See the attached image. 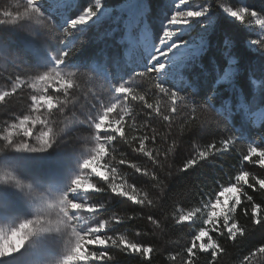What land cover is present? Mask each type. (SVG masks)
<instances>
[{
  "label": "rangeland",
  "instance_id": "1",
  "mask_svg": "<svg viewBox=\"0 0 264 264\" xmlns=\"http://www.w3.org/2000/svg\"><path fill=\"white\" fill-rule=\"evenodd\" d=\"M124 1L115 6H107L101 0L104 7L91 20L86 24L77 25L73 29L72 35L68 36L66 40L63 38L60 40L58 33H62L64 28L61 20L68 22V19L72 17L70 10L75 8L77 0H69L63 7H61L63 0H53L51 5L36 0L44 16H29L15 23H12V17L5 18L3 12L7 10L12 12L13 16L17 11L23 13L27 0H0V20L7 21L0 23V69L3 79V82L0 83V92H11L15 87V93L21 92L16 98L24 97V101L21 103L23 107L16 109V112L9 111V109L1 111L4 131L0 133V235L8 234L25 220L36 219L41 215V208L46 203L57 200L65 193L70 200H74L76 203L90 201L92 204H104L103 209L92 212L87 209L68 208L69 215L74 217L72 223L79 231L94 227L100 221L109 220L115 215L109 208L115 193L92 190L69 192L73 179L79 174L82 179H87L96 187L106 188L105 181L101 177L96 176L90 169L85 170L81 167L93 146L91 137L94 135L91 122H85V113L94 116L101 104L115 102L120 94L115 92L114 85L123 81H134V84L126 85L132 88L138 83L137 76L151 66L153 53H142L138 46L132 44V36H136L141 31L142 24L147 22L152 33L151 43L154 48L158 47L166 22L178 5V0H161L156 9L158 18L156 27H154L148 19L151 0H139L144 14L129 27L130 12L119 7ZM204 6H208V11L204 15L176 26L179 31L173 35L171 40L186 41V44H180L179 47H188L190 52L182 63L183 65L171 66L170 61L166 68L160 71L158 78L163 85L177 87L181 82L188 84V78L183 69L190 60L199 58L209 47L208 35L214 20L209 7L210 0H188L187 4L179 7L181 10L187 11V8L197 10ZM226 8L232 7L224 6V14L235 18L225 11ZM46 17L51 19L55 31L41 22ZM253 23L257 33L264 37V26L257 25L255 20ZM88 31L87 39L93 40L94 45L97 44L94 47L92 45L93 50H90L88 60L81 64L66 59L61 65L65 73L80 72V75L75 78V82L79 85L75 89L77 100L73 101L71 105H66L65 111L61 113L56 111L55 107L53 110L40 108L37 111L33 109L30 104L32 95H50L53 97L54 106L63 102L65 97L60 91L62 85L58 78H56V82L49 81L48 83L33 78L36 73L47 70L53 64L54 55H58L78 42L80 32L84 34ZM250 45L254 46V43H250ZM171 57L173 56L170 55V60ZM237 62L238 60L231 56L228 66L237 68ZM226 68L218 79V83L231 84L234 80L238 68L228 79H223ZM151 74L155 78V74ZM17 76L20 77L19 80L15 79ZM252 81L251 96L261 100L263 97L261 81L258 78H253ZM238 98L237 110L243 109L250 123L252 122L250 114L262 109L263 113L259 117L258 123H254L259 124L264 119V105L251 107L242 89H240ZM121 100L122 103L117 106L115 112H122L125 115L130 110L133 99L129 93L127 99L121 97ZM218 109L228 117L234 112L233 103L229 99ZM74 113L76 115H73ZM24 115L30 117V126L34 133L30 138L23 137L22 131L18 132L10 127L14 123L18 124ZM37 117L41 121H48V125L56 132L55 138L51 139L47 146H40V142L36 139L41 131L48 130L47 127L39 123H31ZM112 118L113 116L110 115L109 119ZM105 127L107 128V125ZM8 133H12L14 141L8 142L3 138ZM103 134L101 133V135ZM24 140L30 142L28 147H15L16 144L22 143ZM110 152L112 151L110 150ZM101 163L108 167L100 169V171H109L110 168L115 167L118 178L123 179L112 153L104 157ZM236 186L238 190L236 195L240 196L242 182L237 183ZM107 192H111V194ZM221 199L223 200L224 197ZM214 202L215 200L211 203ZM234 203L233 198L228 201L227 206L217 207L216 211L220 215L215 218L214 225L204 223L203 227L207 229L208 235L204 237L203 243H209L210 230L215 227L218 220L223 219L227 209ZM60 207L62 205L54 206L50 210V219L57 218L56 213L59 212ZM209 211H211L210 206L201 211L204 221L207 220L206 213ZM186 213L188 212L182 214ZM116 225L113 223L109 226L110 229H102L100 234L113 238L119 235L126 236L125 233L117 229ZM86 239L87 237L82 248L83 252H106L110 258L90 257L89 260L76 261L73 264H113L111 261L114 259V255L109 249L111 246L89 245L86 243ZM74 243L75 237L71 228L45 230L42 226L35 227L17 252L0 257V264H64L65 257L71 252Z\"/></svg>",
  "mask_w": 264,
  "mask_h": 264
},
{
  "label": "trees",
  "instance_id": "2",
  "mask_svg": "<svg viewBox=\"0 0 264 264\" xmlns=\"http://www.w3.org/2000/svg\"><path fill=\"white\" fill-rule=\"evenodd\" d=\"M102 1L104 5L115 6L124 0ZM89 2L94 4V0H77L75 8L70 10L71 15L78 14ZM160 2L161 0H151L150 3L148 19L154 27L158 18L156 9ZM226 5L234 9L248 7L264 16V0H210L209 7L214 20L208 35L209 47L199 58L190 60L183 69L188 84L181 82L177 87L165 85L180 91V95L186 98L185 101L175 102L180 108L179 112L172 113L168 121L157 113L159 110L168 115L170 107L166 106H170L173 101L155 87L156 79L151 73L144 77L137 76L139 81L131 88L133 90L130 97H144L143 100L133 99L130 110L124 115L123 131L127 140L132 143L122 141L119 134H116L117 139L113 141L110 150L115 149L111 153L120 168L119 174L128 184L135 186L141 193L147 192L150 198L158 194L160 189L156 181L144 174L147 169L148 172L155 171L159 180L164 181L165 191L162 202L155 207L141 206L127 197L114 194L109 205L112 213L132 217L131 220L117 223V229L125 233L128 239L150 246L154 251L143 257L139 253L126 252L111 246L109 249L114 255L111 261L113 264H185L188 242L199 228L204 226L201 211L215 200L216 193L223 187H228L230 183H236L234 178L240 171L249 173V184L254 182L253 178L256 181L264 178V165L258 163L261 159L259 151L264 149V119L259 124H251L243 109L237 110L240 89L251 107L264 105V47L256 43L254 46L250 45L253 40L262 37L256 31L254 19L249 22L246 16L242 22L237 18H230L223 12ZM88 33L89 31L84 34L80 32L78 42L70 47H75L76 50L67 58L68 61L83 64L88 60L90 50L97 45L93 44V40L87 39ZM59 39H62L61 34ZM231 56L238 60L235 78L231 84L218 83ZM253 78L261 81V100L251 96ZM1 82L3 79L0 69ZM18 94L21 92L18 91L11 95L6 103L0 104V133L4 131L1 111L9 109L16 112V109L23 107L21 103L24 97L16 98ZM227 99L233 103L234 108L230 117L218 109ZM148 104H152L153 109H149ZM205 104L209 113L198 115L206 123H195L188 105L198 108ZM143 136H148L149 139L144 141L145 152L142 153L136 149L139 148L140 138ZM153 136L154 140L151 139ZM229 138L231 143L226 151H212L208 157L198 160L195 166L177 171L188 159L204 151L209 145L215 143L219 148L221 141ZM250 146L257 147V153L251 156L249 161H244L243 156L248 154ZM157 150L162 166L154 164L146 154L151 151L156 155ZM121 159H125L127 163L120 164ZM133 163L141 167V172L137 173L131 168ZM166 177L170 179L167 180ZM258 188V184L251 188L242 183L240 203L235 204V210L231 214L238 227L251 226L252 210L247 196H252L253 202L264 208V191H259ZM196 209H200V213L194 221L178 222L182 213L194 212ZM149 215L162 221V228H157L148 221ZM209 237L214 244L223 247L225 252L218 254L213 261L212 249L198 250L194 264H245L244 257L264 245V222L255 224L249 232L242 238L237 237L234 242L227 236V228L224 227L223 219H220L210 230ZM199 243L198 241L197 244ZM249 264H264V254L257 253L255 257H249Z\"/></svg>",
  "mask_w": 264,
  "mask_h": 264
},
{
  "label": "snow or ice",
  "instance_id": "3",
  "mask_svg": "<svg viewBox=\"0 0 264 264\" xmlns=\"http://www.w3.org/2000/svg\"><path fill=\"white\" fill-rule=\"evenodd\" d=\"M187 3H188V0H178L177 8L173 12V14L170 16L168 21L166 22L165 28L162 32L161 39L159 41V44L162 45L163 47H156L154 49L152 59H151V66L147 68L144 72L138 75L139 77H144L146 74L154 73L155 78H156L155 87L159 90L160 93L164 94V96L166 97H170L171 100L173 101V103L170 106H166V107H170V111L168 115H164L163 112L157 110V113L161 115L165 121L169 120V117L172 113H177L180 111V108L177 106L175 102L177 100L185 101L186 99L185 97L180 95V91L175 90L170 87H166L160 82L158 78L160 71L165 69L167 64L170 62V53L175 48L179 47L180 44L187 43L186 41H183V40L179 42L172 41L171 38L176 32L179 31V28L176 27L177 25L188 23L191 21L192 18L204 15L208 11V6H204L203 8L199 7L197 10H191V8H187L188 9L187 11L181 10L179 6L187 4ZM103 7L104 5L102 4L101 0H95L94 4L89 2V5L87 7H84L81 11H79V14H76L72 16L70 19H68V22L64 26L62 33H58V34H61L62 38L66 40L68 36L72 35L73 29L76 28L77 25L86 24ZM225 11L228 12V14H230L231 16L237 18L238 20L242 22L245 21V18L247 16V18L249 19V22H251V20L254 19L257 25L264 26V16L259 15L254 9H250L248 7H239V8H236L235 10L233 8H226ZM3 16L5 18L12 17V23H15L18 20L23 19L25 17H29V16L43 17L44 14L41 12L39 6L36 3V0H27V3L24 6L23 13L17 11L15 13V16H13L12 12L8 11L7 13H5L4 11ZM6 22L7 21L5 20H0V23H6ZM41 22L45 23L48 27L53 28V30L55 31V27L52 24L50 18L46 17ZM253 43L259 44L261 47H264V37L253 40ZM75 50L76 48L73 47V48L65 49L61 51L58 55H54L53 64L49 68H47V70L36 73V76L33 78L34 80H39L45 83H48L49 81L56 82V78H58L59 82L62 85L60 91L65 97L63 102H59L58 105L54 106L52 96L46 95V94L32 95L30 98V104L33 109L37 111H39L40 108H46V110H53L55 107V110L61 113L65 111L66 105H71L73 101L77 100L78 97H77V94L75 93V89H77L79 85L75 82V78L78 75H80V72L70 71V72L65 73L64 69L61 67V65L65 62V60L69 56H71ZM15 79L19 80L20 77L17 76ZM134 83H135L134 81H123L118 85H114L113 87L115 88V92L120 94L119 98L115 102H112L110 104H101L98 108V111L95 113L94 116L85 113V116H86L85 122H89V121L91 122L92 127L94 129V133H96L97 142L102 143L106 149V151L103 154V158L108 155H111V152H110L111 143L117 139L116 134H119V138L122 141L127 142L129 144L132 143L131 140H127L125 133L123 131L124 115L122 114V112H115V110L117 109V106L122 103L121 97H123L124 99H127L128 94L133 90L130 87H127L126 85H130ZM117 89H120V91H117ZM15 92H16L15 87L12 88L11 92H8V91L0 92V104L6 103L7 99ZM132 99L143 100L144 97L143 96H133ZM147 107L149 109H153L152 104H148ZM188 107L191 108L192 118L195 123H198L201 125L206 123V121L201 120L198 115L199 113H209V108L206 106V104L200 105L198 108L191 107V105H188ZM73 115H76V114L74 113ZM110 115L113 116L112 119H109ZM31 123L32 124L39 123L40 125L47 127L48 130L43 131L44 133H46V135L42 134V135L36 136V139L40 142V146H47L52 139L53 132H55L53 131V128L48 125V121L46 120L41 121L39 120L38 117L33 119ZM97 125H100V127L97 128ZM105 125H107V128L105 127ZM10 127H12L13 129H16L18 132L22 131L23 137L30 138L34 135L33 130L30 126V117L28 115H24L22 119L19 120L18 124L14 123L10 125ZM101 133H104V134L101 135ZM120 133H123V134H120ZM233 136H235V134H233ZM106 137H112V139L111 140L104 139ZM3 138L7 140L8 142H12L15 140L13 138L12 133H8L4 135ZM147 139H149L148 136H143L140 138L139 148H137L136 151L142 152V153L145 152L144 141ZM151 139L154 140L155 136L151 137ZM29 143L30 142L28 140H24L22 143L16 144L15 147L26 148L29 146ZM230 143H231V138L222 140L221 147L219 148L216 147L215 143L209 145L204 151L198 152L196 156L188 159L187 162L183 165V167L179 170L182 171V170H186L189 167L195 166L198 160L208 157L212 151L220 152L222 149L226 151ZM171 150L172 149H169V151ZM257 150H258L257 147L250 146L248 148V154L243 156V160L249 161L250 157L257 153ZM112 151H115V149H112ZM146 154L152 159L154 164H156L157 166H162V162L159 158V150H157L156 155H153L151 151H148ZM94 155L97 157L96 163L99 165L100 153L97 152ZM259 156L261 157V159L258 161V163L264 165V149H260ZM92 160H93V157L88 156L87 158L83 160L82 164L85 162H91ZM119 163L126 164L127 161L125 159H121ZM103 165H106V164L103 163ZM112 168H110L109 170L110 173L112 172ZM131 168L134 169L137 173L141 172V167L135 163L131 164ZM82 169L87 170L89 168L82 167ZM99 170H100V167L98 166L97 171ZM109 171L107 172L109 173ZM144 174L150 176L154 181H156L157 185L160 184L161 181L159 180V176L155 171L148 172V170L145 169ZM96 176L101 177L99 175H96ZM248 178H249L248 172L240 171L239 174L236 175L234 178L236 183H230L228 187H223L218 193H216L215 202L211 203L210 205H206V207L208 206L211 207V211L206 213L207 220H205L204 223L206 225L209 223H212L214 225L215 218H217L220 215V213L216 211L217 207L220 205L227 206L228 201L234 198L235 203L232 205V207L227 209V213H225L223 216L224 227L227 228V236L231 238L234 242L236 241L237 237L242 238L245 235V233L249 232L251 228L255 226V224L264 222V208H262L260 204L254 203L252 196H247V201L251 205V210H252L251 226L238 227L237 224L234 222V217H232L231 215L232 212H234L235 210V204L240 203V197L239 195H236L238 191L237 186H236L237 183L242 182L244 185H248L251 188H255L256 185L258 184L259 185L258 190L264 191V178H261L258 181H256L255 178H253L254 182L252 184H249ZM79 179H82L80 174L77 175L73 179V181L79 180ZM103 181L106 182V185H107L106 188H98L95 185V189H93L92 191H111L112 193L127 197L133 203L139 204L141 206H150L148 205L147 201H145L144 203H140L139 201H133L132 199L129 198V196L122 194L120 191L113 192L112 187H110L109 185H123L125 192L132 193V189L131 187H129V185L131 184H128L127 181L122 178H118L117 173L109 175L108 179L107 180L103 179ZM73 189L74 190L72 192L81 191L80 189L76 188L75 185H73ZM137 190L140 191L139 189ZM132 194H135V193H132ZM222 197H224L223 200L221 199ZM141 199H143V197H141ZM80 204L97 205V204H92L90 201L88 203H80ZM98 205H101V206L95 207L93 210L91 211L88 210V211L89 212L98 211L104 208L103 203H100ZM81 209H85V208H76L74 210H81ZM199 213H200V209H196L194 212L190 211L186 214H181L185 216L186 219L179 220L178 222H192L195 220L196 215ZM131 219H132L131 216L113 215L111 219L103 220L106 222L103 228L98 227L101 221L95 224L94 227L87 228L83 231H79L75 228V232L73 233L75 236V243H74V246L71 252L68 254L67 257H65L64 264H68L69 257L71 258V264H73V262H76V261L89 260L90 257H102L104 259L110 258L109 254L106 252H88V253L83 252L82 248L84 247L86 237H87L86 243L89 245L112 246V247L121 249L126 252L131 251V252L139 253L141 256L145 257L143 249L148 246L141 244L138 241H133L131 239H128L124 235H119L113 238L112 236H107V235L102 236L100 234L102 229H105V228L110 229L109 226L112 225L113 223L117 224V223L131 220ZM147 219L152 224L156 225L157 228H162V221H158L154 219L152 215H149ZM38 222H39V218H36L34 220H25L22 223H23V226L27 228L26 232L24 231V228H22L21 225L19 224L18 227L13 228L8 234L0 235V236H11L14 233H22V239L19 243V246L16 247L13 251L0 252V257L17 252L22 246V244L25 242V240L28 238V236L31 234V232L34 230L35 228L34 226ZM202 232L205 234L203 237H201L200 235ZM136 235H140V233H136ZM207 235H208L207 229L205 227H200L199 230L196 232V234L191 238V240L188 242L189 246L185 250L186 255H187V260L185 264H194L195 259H196V252L198 250L207 251L208 249H212L211 256L213 258V261L216 260L218 254H222L225 252V249L219 245L213 246V247L201 248V244H205L202 241L204 237H206ZM120 237H126L127 238L126 243L121 244L120 239H119ZM96 238L103 239L105 243L104 244L95 243ZM114 240H115V243H113ZM198 241L200 242L199 245L197 244ZM129 244L135 245L137 248H139V250H136V248L128 247ZM153 251L154 249L152 248L151 252ZM257 253L264 254V245H261L255 248L253 251H250L248 255L244 257L245 264H249V257H255Z\"/></svg>",
  "mask_w": 264,
  "mask_h": 264
},
{
  "label": "clouds",
  "instance_id": "4",
  "mask_svg": "<svg viewBox=\"0 0 264 264\" xmlns=\"http://www.w3.org/2000/svg\"><path fill=\"white\" fill-rule=\"evenodd\" d=\"M7 12L8 11L6 10L5 13H7ZM117 91H120V89H117ZM113 107H115V106H113ZM99 127H100V125H97V128H99ZM42 134L46 135V133L41 131L39 133V135H42ZM120 134H123V133H120ZM55 136H56V132H53L52 139H54ZM91 139L93 141V144H92L93 146L91 147L90 153L88 156H92L93 160L91 162L83 163L81 165V167H87V168L91 169V171L95 175H99L104 180H107L109 175L117 173V169L115 167H113L111 173H108L107 171H100V170L97 171L98 166L100 167V169H106L107 168V165H103V163H101V161L103 159V154L106 151V149L102 143L97 142L96 133H94V135L91 137ZM104 139L111 140L112 137H106ZM97 152L100 153L99 165L96 163L97 157L94 155ZM177 171H180V170L178 169ZM166 179L169 180L170 177H166ZM73 185H75V187L80 189L81 191H89V190L95 189V185L89 183V181L87 179H79V180L72 181V187L69 189V192H72L74 190ZM109 186L112 187L113 192L120 191L122 194L129 196V198L132 199L133 201H139L140 203H144L145 201H147L148 205H151L153 207L158 206L162 202V199L164 196V191H165L163 180L160 182V184L157 185V187L160 189L159 193L153 195L152 198L149 197V194L147 192L141 193L133 185H129V187H131L132 193H135V194L125 192L123 185H109ZM141 197H143V199H141ZM61 205H62V207L59 208V212L56 213L57 218L55 220L50 219L49 218L50 210L53 209L54 206H61ZM100 206L101 205H89V204L76 203V202L70 200L68 198L67 193H65L62 197L58 198L55 201L46 203L41 208V215L39 217H37V218H39V222L37 224H35L34 227L39 228L42 226L45 230H49V229L58 230L60 228H71L72 232L74 233L75 232V226L72 223L74 218L69 215L68 208L69 207L71 209L85 208V209L91 211L95 207H100ZM184 219H186L185 216H183V215L179 216V220H184ZM105 223L106 222L102 220L98 227L103 228ZM20 225L22 228H24V231L26 232L27 228H25L23 226V223H20ZM200 235H201V237H203L205 234L202 232ZM21 239H22V233H14L11 236H0V252L13 251L16 247L19 246ZM119 239H120L121 244L126 243V239H127L126 237H120ZM95 243L104 244L105 241L101 238H96ZM113 243H115V240L113 241ZM213 246H218V245L214 244L210 237H209V243L207 245L201 244V248H207V247H213ZM128 247L136 248V250H139V248H137L135 245L129 244ZM151 250H152V247H150V246L145 247L143 249L145 257L148 256V254L151 252ZM68 264H71V258L70 257H69Z\"/></svg>",
  "mask_w": 264,
  "mask_h": 264
},
{
  "label": "bare ground",
  "instance_id": "5",
  "mask_svg": "<svg viewBox=\"0 0 264 264\" xmlns=\"http://www.w3.org/2000/svg\"><path fill=\"white\" fill-rule=\"evenodd\" d=\"M40 1V0H39ZM46 3V5H51V2L53 0H41ZM69 0H63V3L61 7L65 6ZM122 10H128L130 12L128 21H129V27L132 26L134 22H137L138 19H140L144 14V9L140 5L139 0H126L119 6ZM49 8V7H48ZM62 26L64 27L67 22L65 20H61ZM132 44L138 46V49L142 53L146 54H152L154 52V45L151 43L152 39V33L149 29L148 23L144 22L141 27V31L136 35L132 36ZM158 47H163L162 45H159ZM181 47V46H180ZM175 48L170 55L172 59L170 60V65H183L182 63L186 60L187 54L190 52L188 47H181V48ZM194 52H197L194 50ZM237 71V68L228 66L224 72L223 79H228L234 72ZM263 111L262 109L256 110L254 113L250 114V118L253 123H258L259 117L262 115Z\"/></svg>",
  "mask_w": 264,
  "mask_h": 264
},
{
  "label": "water",
  "instance_id": "6",
  "mask_svg": "<svg viewBox=\"0 0 264 264\" xmlns=\"http://www.w3.org/2000/svg\"><path fill=\"white\" fill-rule=\"evenodd\" d=\"M252 123V122H251Z\"/></svg>",
  "mask_w": 264,
  "mask_h": 264
}]
</instances>
